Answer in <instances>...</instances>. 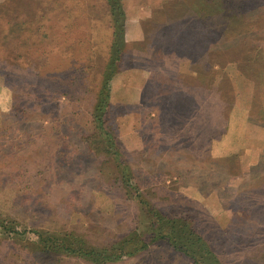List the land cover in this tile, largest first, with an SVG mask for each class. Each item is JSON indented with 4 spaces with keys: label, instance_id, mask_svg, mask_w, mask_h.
I'll list each match as a JSON object with an SVG mask.
<instances>
[{
    "label": "rangeland",
    "instance_id": "rangeland-1",
    "mask_svg": "<svg viewBox=\"0 0 264 264\" xmlns=\"http://www.w3.org/2000/svg\"><path fill=\"white\" fill-rule=\"evenodd\" d=\"M3 2L0 264H94L34 252L35 231L103 245L141 231L150 206L194 220L221 264H264V0H120L127 45L106 80V120L128 189L88 147L106 0ZM105 264L197 263L162 239Z\"/></svg>",
    "mask_w": 264,
    "mask_h": 264
},
{
    "label": "trees",
    "instance_id": "trees-1",
    "mask_svg": "<svg viewBox=\"0 0 264 264\" xmlns=\"http://www.w3.org/2000/svg\"><path fill=\"white\" fill-rule=\"evenodd\" d=\"M112 27V38L108 59L106 60V71L103 73L104 80L102 88L98 90V98L93 108L94 120L98 123L99 132L88 138V147L93 151L95 157L102 159L111 158L117 165L118 186L123 189L132 188L133 172L130 162L126 158V153L122 150L116 133L107 125L106 117L108 104L107 82L114 66L124 55L125 46V18L120 0H106ZM6 7L5 3L0 4ZM202 30H206L202 28ZM105 118V120L103 119ZM87 140V139H86ZM149 222L142 226L141 231H130L119 234L109 242L95 246L86 243L81 236L68 231L60 235H46L40 231H35L39 237V245L33 247L34 252H39L43 257L51 256H76L87 259L91 263H108L120 259L124 255H133L144 250L149 243L164 239L168 245L177 250L181 255L187 257L197 264H221L215 257L210 246L201 235L197 233L194 220L188 218H174L162 213L156 206L148 209ZM151 217V219H150ZM141 221V220H140ZM142 222V221H141ZM140 222V224H141ZM140 228V226H138ZM53 264H57L56 262Z\"/></svg>",
    "mask_w": 264,
    "mask_h": 264
}]
</instances>
